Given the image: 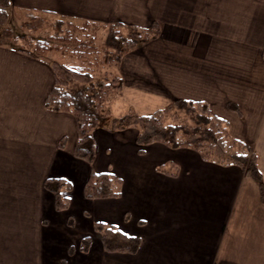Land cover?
I'll return each mask as SVG.
<instances>
[{"label":"crops","instance_id":"0c3cea01","mask_svg":"<svg viewBox=\"0 0 264 264\" xmlns=\"http://www.w3.org/2000/svg\"><path fill=\"white\" fill-rule=\"evenodd\" d=\"M10 8L158 27L133 52L142 83L116 75L122 92L112 116L126 105L141 114L131 91L162 101L155 110L176 99L207 102L233 137L252 145L264 183V0H10ZM53 83L46 59L0 41V264H264V204L241 168L189 148L140 147L137 130L106 125L92 134L89 164L73 153L74 117L45 106ZM91 171L117 177L118 196L85 198ZM50 179L71 187L64 210L45 188ZM96 223L137 237L136 251L106 252ZM85 236L91 244L82 252Z\"/></svg>","mask_w":264,"mask_h":264},{"label":"trees","instance_id":"16d2710c","mask_svg":"<svg viewBox=\"0 0 264 264\" xmlns=\"http://www.w3.org/2000/svg\"><path fill=\"white\" fill-rule=\"evenodd\" d=\"M47 15L56 18L51 22L50 31L43 27V23L49 22ZM11 16L25 33H12L8 26ZM128 28L133 33L126 32ZM158 35V27L154 25L134 29L123 24L76 21L33 10L17 9L12 14L10 0H0V41L11 43L26 55L46 59L54 83L45 106L74 117L77 142L73 153L77 158L92 164L95 156L92 134L97 128L105 125L109 130L135 128V143L140 147L160 143L171 149L189 148L205 161L241 168L257 184L264 204V183L252 145L233 137L227 122L215 115L207 102L176 99L149 115L138 114L127 107L121 117H111L109 105L121 96L122 82L108 68L117 65L123 54ZM107 119H110L109 126L105 124ZM118 181L110 172L91 171L83 187L84 197L115 198ZM45 188L54 196L56 210L68 207L65 196L71 188L68 182L50 179L45 182ZM95 231L100 233L103 248L108 253L133 254L139 245L137 237L102 223L95 224ZM88 246L89 238L82 239L80 250L86 252ZM68 253H73V248Z\"/></svg>","mask_w":264,"mask_h":264},{"label":"rangeland","instance_id":"374dc122","mask_svg":"<svg viewBox=\"0 0 264 264\" xmlns=\"http://www.w3.org/2000/svg\"><path fill=\"white\" fill-rule=\"evenodd\" d=\"M47 20L49 21V22H47V23H43V27L45 28V30L46 31H50L51 30V28H50V25H51V22H53L54 21V19H56L54 16H51V15H47ZM35 23H33V25H34ZM32 25V24H31ZM30 25V26H31ZM8 26H10V29H11V31H12V33H14V34H16V35H19V34H21L22 32L23 33H25V31L24 30H21V28H20V26H19V23H18V21L16 20V18H14L13 16H11L10 17V20H9V22H8ZM126 32H129V33H133L132 32V30L130 29V28H128V30L126 31ZM140 37V36H139ZM139 39V38H138ZM139 43H142V42H139ZM147 44V43H146ZM144 44H141V46L140 47H142ZM137 51V49L135 50H131V51H129V52H127V53H125V54H123L122 55V58H121V61L117 64V65H113V66H111V67H109L108 68V71L109 72H111L113 75H119L118 77H125L126 79H127V84H131V85H135V84H140V83H142V81L140 80L141 79V77H146V74H144L145 73V71H144V67H143V65H138L137 64V61H136V59H135V56H134V54H133V52H136ZM140 52V50L138 51V53ZM140 71V72H139ZM100 74V73H99ZM99 74H97L96 76L98 77L99 76ZM134 77V78H133ZM135 77H137V78H135ZM130 93V96H128V98H129V100L131 101V103L135 106V108L142 114V115H149V114H146V113H148V112H151V111H153V110H155L154 108V106H161L162 104H163V102L162 101H158V100H156V99H153V100H151V101H145V100H142V99H139V98H137V97H135V95H133V92L131 91V92H129ZM122 99V98H121ZM126 100V102H127V99H125ZM123 101V99L122 100H120V104H125V103H123L122 102ZM138 101V102H137ZM173 102V101H172ZM171 101L166 105V106H163V107H161L160 109H163V108H165V107H167L168 105H170L171 103H172ZM143 106V107H142ZM151 106V107H150ZM128 106L126 105L125 107H124V109L122 110V114L124 113V110L127 108ZM130 108V107H129ZM115 111V108H114V106H112L111 107V113L113 114V112ZM134 111V110H133ZM153 113V112H152ZM122 114H120L121 116H122ZM139 114V113H138ZM151 114V113H150ZM178 114H180V113H178ZM113 115H115V114H113ZM118 116V117H121V116ZM111 117L113 118H118V117H115V116H112L111 115ZM106 121H108L107 122V125L109 126V124H110V119H107ZM105 121V122H106ZM133 129H135V128H133ZM135 131H136V129H135ZM137 132V131H136ZM117 166V165H116ZM78 205H76L75 207H73L72 208V217H71V219H72V221L74 222V223H76V214H78L79 213V211H77L78 210V207H77ZM71 215V214H70ZM99 235H100V233H99ZM84 238H89V237H84ZM83 238V239H84ZM100 238H101V235H100ZM90 244H91V242H90V239H89V246H90ZM79 245V247H80V242L79 243H77V245L76 246H78ZM74 248H76L75 247V245H72ZM88 246V247H89Z\"/></svg>","mask_w":264,"mask_h":264}]
</instances>
